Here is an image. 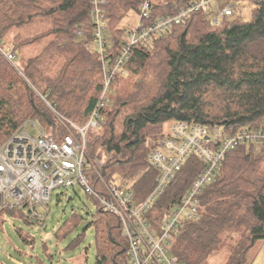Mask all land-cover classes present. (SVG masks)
Instances as JSON below:
<instances>
[{
  "label": "trees",
  "instance_id": "1",
  "mask_svg": "<svg viewBox=\"0 0 264 264\" xmlns=\"http://www.w3.org/2000/svg\"><path fill=\"white\" fill-rule=\"evenodd\" d=\"M107 1L108 41L115 57L124 32L118 26L129 13L139 19L143 0ZM194 1L151 0L150 21L174 16ZM252 1L249 22L227 18L215 26L207 11L195 12L151 45L132 49L127 72L151 77L155 95L149 97L146 90L142 108L136 105L138 88L117 97L104 110L100 129L89 134L92 159L98 151L118 158L103 169L106 180L145 199L157 177L148 165L149 154L172 122L235 130L264 127V0ZM92 9L90 0H0V44L17 53V62L24 50H39L20 68L23 75L0 55V146L28 120L64 135L48 105L78 126L87 123L103 90V73L97 55L73 32L80 28L90 38ZM36 22L46 30L26 34ZM201 171L202 165L190 159L154 206L153 221L159 222ZM200 201L199 217L177 238L174 254L185 264H204L225 250V264H246L250 251L264 242V144L245 145L227 155ZM94 225L95 264H129L118 218L99 205Z\"/></svg>",
  "mask_w": 264,
  "mask_h": 264
},
{
  "label": "built area",
  "instance_id": "2",
  "mask_svg": "<svg viewBox=\"0 0 264 264\" xmlns=\"http://www.w3.org/2000/svg\"><path fill=\"white\" fill-rule=\"evenodd\" d=\"M90 1L93 5L90 38L80 28L73 35L85 39L89 49L97 55L103 73V90L84 126L62 117L48 105L58 123L66 129L64 135L57 140L40 123L28 120L0 146V210L25 212V220L39 222L48 212L56 189L79 186L93 196L105 212L118 218L122 236L128 243L129 264H185L174 254L173 245L187 226L198 219L202 194L216 180L227 155L245 145L264 144V127L235 130L226 125L172 122L166 136L149 154L148 165L157 171V177L154 189L143 200H138L133 190L105 179L106 163L90 159L88 137L100 129L103 112L112 101V85L128 73L126 64L135 46L151 45L157 37L187 22L195 12L211 11V22L218 26L220 20L235 16L236 0H196L180 8L176 15L155 21H150L151 0H143L136 27L124 30L120 53L115 57L107 32L109 2ZM0 55L23 75L18 55L11 47L0 44ZM190 159H196L202 171L159 222L153 221L154 206ZM88 172L93 173V186Z\"/></svg>",
  "mask_w": 264,
  "mask_h": 264
},
{
  "label": "rangeland",
  "instance_id": "3",
  "mask_svg": "<svg viewBox=\"0 0 264 264\" xmlns=\"http://www.w3.org/2000/svg\"><path fill=\"white\" fill-rule=\"evenodd\" d=\"M234 3L236 4L235 16L229 19L251 21L254 2L236 0ZM219 6L222 5L219 4ZM214 7L217 8V6ZM207 14L208 20L211 21L212 12L207 11ZM223 20H220V25ZM137 21V14L132 12L118 27L123 30L132 29L136 27ZM44 30L46 27L36 22L25 33L35 35ZM31 49L21 53L18 62L20 68L25 66L29 56H34L39 51ZM96 59L99 61L97 57ZM117 81L109 108L113 106L117 97L124 96L135 88L140 90L139 100L136 103L139 108L147 105L144 99L146 90L149 97L155 95L152 86L154 81L151 77L145 80L127 73L126 76L119 77ZM30 87L40 97L38 91L33 86L30 85ZM59 126L66 130L62 124L59 123ZM49 131L52 134L54 132L51 128ZM54 135L60 137V133H54ZM152 142L148 141L149 145H154ZM97 154L93 159L90 156V159L95 163L97 159L104 160L105 167L117 157L111 158L104 155L102 151H98ZM96 168L99 170V165ZM87 175L93 186V173L88 172ZM98 204V201L88 195L83 188L75 186L68 190L56 189L48 205V212L39 222L25 220V212L0 211V264H95L97 252L94 222L97 220ZM228 254L229 252L221 250L204 264H225ZM246 264H264V242L258 243L250 251Z\"/></svg>",
  "mask_w": 264,
  "mask_h": 264
},
{
  "label": "water",
  "instance_id": "4",
  "mask_svg": "<svg viewBox=\"0 0 264 264\" xmlns=\"http://www.w3.org/2000/svg\"><path fill=\"white\" fill-rule=\"evenodd\" d=\"M257 2H259L260 0H256Z\"/></svg>",
  "mask_w": 264,
  "mask_h": 264
},
{
  "label": "bare ground",
  "instance_id": "5",
  "mask_svg": "<svg viewBox=\"0 0 264 264\" xmlns=\"http://www.w3.org/2000/svg\"><path fill=\"white\" fill-rule=\"evenodd\" d=\"M64 117V116H63ZM69 120V119H68ZM71 122H73V121H71ZM214 183V182H213Z\"/></svg>",
  "mask_w": 264,
  "mask_h": 264
}]
</instances>
